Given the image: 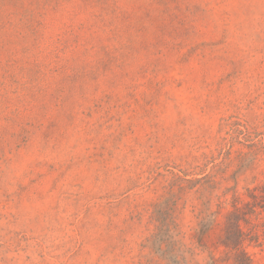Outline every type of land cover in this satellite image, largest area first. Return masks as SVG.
I'll use <instances>...</instances> for the list:
<instances>
[{
    "label": "rangeland",
    "instance_id": "1",
    "mask_svg": "<svg viewBox=\"0 0 264 264\" xmlns=\"http://www.w3.org/2000/svg\"><path fill=\"white\" fill-rule=\"evenodd\" d=\"M263 186L264 0H0V264H235Z\"/></svg>",
    "mask_w": 264,
    "mask_h": 264
},
{
    "label": "trees",
    "instance_id": "2",
    "mask_svg": "<svg viewBox=\"0 0 264 264\" xmlns=\"http://www.w3.org/2000/svg\"><path fill=\"white\" fill-rule=\"evenodd\" d=\"M249 198L251 201L241 206V199L234 195L232 210L224 223L221 245L235 264H252L248 249L264 246V186L261 195L251 194ZM226 201L219 196L217 206L221 207Z\"/></svg>",
    "mask_w": 264,
    "mask_h": 264
}]
</instances>
